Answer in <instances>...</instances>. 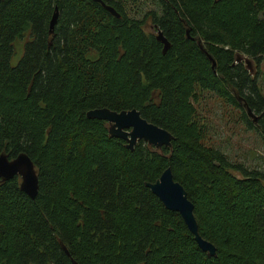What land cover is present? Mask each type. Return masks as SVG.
<instances>
[{"label":"trees","instance_id":"trees-1","mask_svg":"<svg viewBox=\"0 0 264 264\" xmlns=\"http://www.w3.org/2000/svg\"><path fill=\"white\" fill-rule=\"evenodd\" d=\"M104 1L120 16L95 0H0V154L26 153L38 176L33 199L0 180V264H264V169L206 145L196 108L213 93L264 141L244 62L264 57V0H150L142 17ZM99 107L136 108L171 146L127 148L86 116ZM168 166L215 256L145 185Z\"/></svg>","mask_w":264,"mask_h":264},{"label":"water","instance_id":"water-1","mask_svg":"<svg viewBox=\"0 0 264 264\" xmlns=\"http://www.w3.org/2000/svg\"><path fill=\"white\" fill-rule=\"evenodd\" d=\"M95 1H99L111 14L116 17L120 16L111 4L104 0ZM57 17L58 7L55 6L49 21L50 33L53 32ZM156 39L163 43L164 50L168 48L169 42L160 29L156 32ZM240 59L241 57L238 56L237 60L240 61ZM244 62L252 72L250 59L244 58ZM86 116L106 121L109 135L123 139L129 149H133L140 140L156 149L170 147L171 140L174 138L170 131L143 118L136 108L116 111L107 107H99L88 110ZM14 176L20 179V189L30 198H35L38 191V176L31 158L23 152L13 158H9L5 153L0 154V180L5 181ZM145 185L157 196L165 208L180 214L200 249L208 256H215L216 248L214 244L200 235L193 212L194 205L187 197V192L182 184L174 180L171 168L166 167L155 181L146 182ZM63 248L69 254L66 247L63 246ZM72 264L78 263L72 259Z\"/></svg>","mask_w":264,"mask_h":264},{"label":"rangeland","instance_id":"rangeland-1","mask_svg":"<svg viewBox=\"0 0 264 264\" xmlns=\"http://www.w3.org/2000/svg\"><path fill=\"white\" fill-rule=\"evenodd\" d=\"M125 11L132 17H142L156 5L150 0H121ZM148 31L156 34L151 24ZM16 51L11 57L15 64L23 53L22 40H16ZM252 75L256 76L264 93V57L260 63L250 60ZM198 118L203 123L204 143L220 149L232 163H242L248 167L264 169V141L256 131L246 126L239 111L229 106L213 93H201L196 103Z\"/></svg>","mask_w":264,"mask_h":264}]
</instances>
